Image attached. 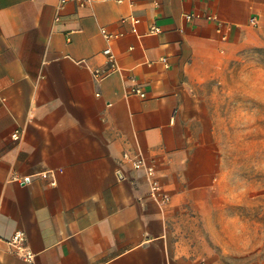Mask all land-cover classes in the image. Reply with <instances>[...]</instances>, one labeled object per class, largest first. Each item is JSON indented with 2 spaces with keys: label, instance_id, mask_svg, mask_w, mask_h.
<instances>
[{
  "label": "crops",
  "instance_id": "obj_1",
  "mask_svg": "<svg viewBox=\"0 0 264 264\" xmlns=\"http://www.w3.org/2000/svg\"><path fill=\"white\" fill-rule=\"evenodd\" d=\"M262 28L264 0H0V264H29L16 231L33 264H259L229 250L204 89ZM106 47L119 71L97 81Z\"/></svg>",
  "mask_w": 264,
  "mask_h": 264
},
{
  "label": "rangeland",
  "instance_id": "obj_2",
  "mask_svg": "<svg viewBox=\"0 0 264 264\" xmlns=\"http://www.w3.org/2000/svg\"><path fill=\"white\" fill-rule=\"evenodd\" d=\"M204 92L221 161L225 196L217 202L226 204L228 223L242 235L243 246L229 250L253 256L257 250L264 264V28ZM219 219L212 216V224Z\"/></svg>",
  "mask_w": 264,
  "mask_h": 264
},
{
  "label": "built area",
  "instance_id": "obj_3",
  "mask_svg": "<svg viewBox=\"0 0 264 264\" xmlns=\"http://www.w3.org/2000/svg\"><path fill=\"white\" fill-rule=\"evenodd\" d=\"M67 1L69 0H60V4L63 5ZM76 1L80 2V4H84L86 2V0H76ZM114 1H116L117 3H122L125 0H114ZM187 18H190V16H187ZM130 21H131V24L134 26L133 32H135V26L138 24L139 21L136 18H131ZM157 32H158V28L156 27H152L149 30V33H157ZM100 33L104 37V39L108 42L119 36V34L108 32L105 28H102L100 30ZM102 53L107 59V68L105 70L96 69L93 71L92 75L94 79L97 81H101L107 76H109L110 74L119 71V68L115 61V55L113 54L111 48L106 47ZM161 62L165 66H167L165 58H162ZM131 93L138 95L139 97L145 96V93L138 87H133L131 90ZM18 136L19 135L17 131H15L12 134L13 139H18ZM123 159L129 162L134 170H140L143 172L145 179L149 186V194L154 199V201L160 207L167 205L169 202V196L166 193H164L162 190L161 184L157 178L155 166L151 162L147 161L145 158L141 156H130L129 154L125 153L123 154ZM42 176L47 177V174H43ZM14 179L21 182L23 185H27L31 181V177L29 176L23 177L20 180L17 178H14ZM51 184L54 185L55 181L52 180ZM23 241H24V234L21 231H16L13 237L11 238V240L9 241V243L12 245V247H14L16 250L21 252L22 258H24L29 264H33V256L30 254L28 250H26L25 248H22Z\"/></svg>",
  "mask_w": 264,
  "mask_h": 264
}]
</instances>
